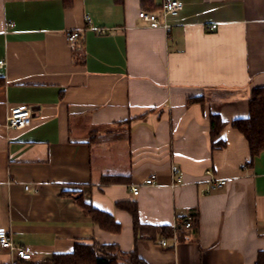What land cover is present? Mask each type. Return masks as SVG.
<instances>
[{
  "label": "crops",
  "instance_id": "1",
  "mask_svg": "<svg viewBox=\"0 0 264 264\" xmlns=\"http://www.w3.org/2000/svg\"><path fill=\"white\" fill-rule=\"evenodd\" d=\"M72 1L0 0V228L33 256L0 250V264H54L93 242L147 264L264 259V151L249 165L233 127L264 88V0H178L168 29L139 18L141 0ZM154 1L161 14L167 0ZM70 32L80 37L69 42ZM200 97L204 106L190 102ZM17 105L32 108V122L9 129ZM214 113L225 122L216 151ZM214 178L229 183L207 193ZM79 195L120 233L96 225ZM121 202H135L143 238ZM165 225L180 228L175 237L161 235Z\"/></svg>",
  "mask_w": 264,
  "mask_h": 264
},
{
  "label": "trees",
  "instance_id": "2",
  "mask_svg": "<svg viewBox=\"0 0 264 264\" xmlns=\"http://www.w3.org/2000/svg\"><path fill=\"white\" fill-rule=\"evenodd\" d=\"M66 7L71 6L72 0H62ZM118 3H123L124 0H116ZM144 11L155 12L156 5L154 0H141ZM253 95L249 101V115L246 118L238 119L233 122V127L242 134L250 148L249 165L253 160L264 151V88H256L253 90ZM190 102L205 105L203 97L191 99ZM211 147L214 151L221 150L226 146V141L222 138L221 131L225 127V122L222 121L219 114H211ZM123 178L121 177H105L103 183L119 184ZM76 203L82 210L91 217L96 225H99L104 231L120 233L121 224L117 223L113 216L109 213L98 210L93 204L85 201L82 195L77 197ZM119 207L129 211L133 218L135 238L137 240L143 238L141 235L148 229L139 221L137 206L134 203L121 202ZM161 235L167 238H172L175 230L172 226L165 225L157 228ZM54 264H147L136 251L121 252L116 245H103L98 242L92 244L79 243L73 252L66 254H57L53 258ZM257 264H264L262 255H259Z\"/></svg>",
  "mask_w": 264,
  "mask_h": 264
},
{
  "label": "built area",
  "instance_id": "3",
  "mask_svg": "<svg viewBox=\"0 0 264 264\" xmlns=\"http://www.w3.org/2000/svg\"><path fill=\"white\" fill-rule=\"evenodd\" d=\"M183 9V3L178 0H167L161 6V14L156 12L150 13L144 10H140L139 18L146 22L150 27L154 28H164L168 29L170 24L167 22L169 17H178ZM217 25H212L211 29H215ZM80 37V32H70L67 34L68 41H75ZM4 62L1 61L0 65H3ZM32 108L26 105H17L12 108L7 116L6 127L9 129H23L31 125L32 122ZM207 174L210 175L211 171H207ZM155 183L154 176L149 177L146 180V185H153ZM229 183L226 179L214 178L211 181L207 193H212L215 190L227 185ZM140 186H133L132 193L134 195L139 194ZM26 190H30V186H26ZM193 216L190 215L184 220V226L187 229H190L193 223ZM175 237V234L173 235ZM167 244V239L161 241V245L164 247ZM0 250L1 251H10L15 257H18L20 260H32V252L28 247L23 246L19 247L15 245L12 241V237L9 230L0 228Z\"/></svg>",
  "mask_w": 264,
  "mask_h": 264
}]
</instances>
